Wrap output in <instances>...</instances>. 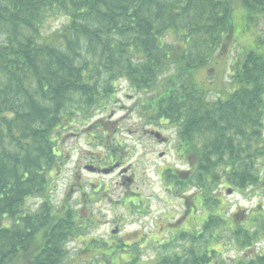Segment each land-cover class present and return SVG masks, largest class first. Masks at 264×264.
I'll return each instance as SVG.
<instances>
[{
    "label": "trees",
    "instance_id": "obj_1",
    "mask_svg": "<svg viewBox=\"0 0 264 264\" xmlns=\"http://www.w3.org/2000/svg\"><path fill=\"white\" fill-rule=\"evenodd\" d=\"M234 15L264 23V0H0V264H149L139 259L138 234L129 247L91 240L69 257V242L94 222L50 199L61 132L114 106L121 81L144 96L147 125L175 129L188 170L161 174L167 194L185 203L168 231L182 254L160 253L169 247L158 243L153 264H211L228 224L217 188L257 190L264 166L263 40L231 62L224 92L198 77L232 42ZM258 210L230 225L228 239L243 251L264 237ZM85 253L90 260L78 262ZM235 264H264V251Z\"/></svg>",
    "mask_w": 264,
    "mask_h": 264
},
{
    "label": "rangeland",
    "instance_id": "obj_2",
    "mask_svg": "<svg viewBox=\"0 0 264 264\" xmlns=\"http://www.w3.org/2000/svg\"><path fill=\"white\" fill-rule=\"evenodd\" d=\"M236 16H233V23L238 27L231 38V44L228 43L220 51L221 55L214 59V64L198 75L202 81L211 83V87L218 92L225 91L224 86L228 83L231 62L237 57H242L243 51L257 49L261 40L264 43L262 19L252 20L249 26L248 22L244 23L243 19L239 21ZM63 24L64 20L59 18L50 24L47 32L57 31ZM242 26L244 28L241 30ZM116 90L117 103L114 106L105 112L100 111L89 123L81 122L79 125H73L66 132H61L60 140L56 142L60 166L52 178L50 199L54 208L66 206L78 214H84L94 222V225L92 224L84 232L83 237L69 242L67 245L69 257L75 258L91 240H97L100 244L118 241L121 244L126 243V247H129V239H132L134 234H138L141 251L139 259L144 263L153 264L162 252L168 255L174 252L182 254V244L175 243L178 233L171 237L168 231L173 226L179 225L177 223L184 216L185 203L182 202L184 200L167 194L161 174L165 169H175L180 172L188 170L186 163L182 162L176 153L175 129L163 123L159 127L147 125L143 117L144 112L140 109L144 104L138 105L144 96L138 95L123 81L118 83ZM95 123H97L96 127ZM150 132L159 133L170 143L158 144ZM101 140L102 145L99 144ZM113 150L119 155V161L116 159L109 161L108 153ZM120 163L122 170L116 169L107 175L91 174L86 171L87 167L102 170ZM121 174L125 179H131L133 176V183L127 186L125 179L122 181L120 178ZM260 177L261 185L257 190L252 188L242 193L230 187L232 193L227 194L229 187L224 185L217 188L215 196L221 201V214L228 220V224L225 226L226 231L221 229L218 244L214 243L213 247L218 251V255L211 264H235L239 261H248L264 251L263 236L254 248L246 251L241 250L235 240L228 239L231 236L229 232L231 224L236 228L243 225L242 222L247 223L248 216L250 217L255 210L259 211V208L260 213H264V166ZM191 191L193 190L189 192ZM129 202L143 207L142 212L145 215L130 214L129 208L132 207ZM26 205L34 209L37 203L28 201ZM198 214L199 211L196 216ZM189 224L193 225L192 222ZM116 226L121 239L111 235V231ZM145 236L148 239L151 237L152 240L146 246L141 245ZM158 243L161 246H168L169 249L162 248L158 253ZM125 258L122 256V259ZM78 259V262H83L89 261L90 257L85 253Z\"/></svg>",
    "mask_w": 264,
    "mask_h": 264
},
{
    "label": "flooded vegetation",
    "instance_id": "obj_3",
    "mask_svg": "<svg viewBox=\"0 0 264 264\" xmlns=\"http://www.w3.org/2000/svg\"><path fill=\"white\" fill-rule=\"evenodd\" d=\"M164 139H166V138H164ZM158 143V142H157ZM159 144V143H158ZM162 145H168L169 144V141L166 139V142H164V143H161ZM120 165V167H119V169L120 170H122L123 169V167L121 166V163L119 164ZM124 172V171H123ZM122 174H124V173H122ZM119 175L120 176V178L122 179V181H123V179H125V177H124V175ZM125 181H126V183H127V186H129V185H131L132 183H133V176H132V178L131 179H125ZM180 222V221H179ZM115 228H118V227H115ZM118 239H121V236H118ZM135 239L136 240H140V236H135ZM130 240V239H129ZM152 242V240H151V237L149 238V239H147V236H145V240H144V242L143 243H141V245H145L146 246V244L147 243H151ZM138 244H139V242H138ZM140 245V244H139ZM149 245V244H148ZM124 246H126V244H124ZM140 248V247H139ZM150 249V248H149Z\"/></svg>",
    "mask_w": 264,
    "mask_h": 264
},
{
    "label": "water",
    "instance_id": "obj_4",
    "mask_svg": "<svg viewBox=\"0 0 264 264\" xmlns=\"http://www.w3.org/2000/svg\"><path fill=\"white\" fill-rule=\"evenodd\" d=\"M153 136L155 137L156 140H159V137H160L159 134H154ZM117 167H118L117 165H114V166H112V167L109 168V169L102 170L101 173H102L103 175L110 174V173L113 172L114 169H116ZM86 171L89 172V173H95V172H96V169H94L93 167H87V168H86ZM227 194H231V191L228 190V191H227ZM116 233H117V229H115L114 231H112V234H113V235L116 234Z\"/></svg>",
    "mask_w": 264,
    "mask_h": 264
}]
</instances>
